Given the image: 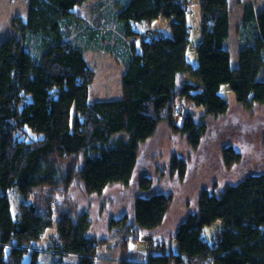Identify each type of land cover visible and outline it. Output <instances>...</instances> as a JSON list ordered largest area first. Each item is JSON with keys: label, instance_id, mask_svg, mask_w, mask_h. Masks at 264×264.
Returning <instances> with one entry per match:
<instances>
[{"label": "trees", "instance_id": "1", "mask_svg": "<svg viewBox=\"0 0 264 264\" xmlns=\"http://www.w3.org/2000/svg\"><path fill=\"white\" fill-rule=\"evenodd\" d=\"M85 1L26 0L25 17L16 15L13 35L0 41V264H37L38 252L29 248L53 224L55 211L31 200L37 188L66 187L77 176L88 193L101 192L110 182L127 184L139 143L155 133L162 119L185 133L192 148L197 146L206 127L189 111L179 126L173 122L177 97L203 107L206 114H223L229 104L220 88L228 83L245 108L264 104V76H259L264 70V5L257 12L253 4L244 3L237 29L243 45L232 66L224 43L230 30L227 0H199L201 35L193 67L186 62L190 28L185 0H118L113 38L109 31L103 35L76 18L74 7ZM158 17L169 21L170 33L144 38L135 26ZM100 38L113 39V47L123 54L122 95L91 104L92 74L83 53L98 46ZM109 45L104 48L111 49ZM182 71L193 81L179 86ZM119 132L127 136L115 140ZM78 153L84 154L79 168L58 166L63 157ZM222 159L228 169L240 158L227 145ZM173 160V168L183 177L182 161ZM138 185L145 194L134 200L135 223L151 230L164 221L171 197L148 193L152 184L147 176L140 177ZM12 189L22 197L16 211ZM197 204L196 212L187 214L173 235L176 252L162 248L141 260L122 257L119 264H187L193 257L203 259V264H264V172L251 173L218 192L203 188ZM217 219L224 226L207 241L202 229ZM58 221L57 240L49 242L53 247L49 252L75 254L78 264H96L102 256L99 242L88 235V211H62ZM127 222L125 215L110 218L111 225L126 231L120 247L124 253L129 240L137 238Z\"/></svg>", "mask_w": 264, "mask_h": 264}, {"label": "rangeland", "instance_id": "2", "mask_svg": "<svg viewBox=\"0 0 264 264\" xmlns=\"http://www.w3.org/2000/svg\"><path fill=\"white\" fill-rule=\"evenodd\" d=\"M188 2L187 21L190 28L189 42L186 46V62L192 66L197 65L196 46L200 41V6L199 0H185ZM118 0H86L73 9L78 20L84 26L97 28L99 33H109L111 38L116 36V27L113 14L117 12ZM246 2L253 4L254 10L258 12L264 5V0H227L230 22L229 35L225 40V46L230 51L231 65H237L238 53L243 45L237 29L242 15L243 5ZM108 6V7H104ZM191 7V9H190ZM27 8L26 0H0V41L4 37L13 35L14 23L12 20L16 15L25 17ZM241 12V13H240ZM105 13V14H104ZM240 14V15H239ZM160 19V26L158 20ZM154 21L137 23V31L144 37H148L150 28L163 34L170 33V27L163 30L167 19L160 17ZM17 23V21L15 22ZM151 24L150 26H148ZM167 26V22H166ZM147 27V29H145ZM107 31V32H106ZM111 32V33H110ZM152 32V31H151ZM83 37L79 33L75 34ZM99 39L98 46L84 49V57L89 66L92 79L88 85L89 103L97 101L115 100L122 95V73L125 70L123 54L118 53V47H113V39ZM123 40L129 41L127 37ZM137 41V38L135 39ZM80 41V40H79ZM135 41V42H136ZM134 42V40H133ZM108 43L111 49L104 48ZM113 47V48H112ZM122 47L119 46V49ZM264 69V68H263ZM264 76V70L259 75ZM184 81H193L190 73L182 71L177 76L179 86ZM220 93L226 98L228 107L223 114L209 115L204 112L203 107L191 106L186 101L176 98L173 109L172 120L178 126L183 120L184 113L189 111L195 116L198 123L206 127L204 134L197 146L192 148L187 141L186 134L174 128H170L166 119H162L153 135L139 143L136 166L132 172L133 176L127 184L121 182H110L106 187L97 193L85 192L78 176L68 186H57L50 188L42 186L36 189L31 200H35L40 208L50 206L54 211L53 224L44 229V234L33 246H38L37 264H78L79 256L75 254L58 255L49 252L53 249L49 245L51 237L58 235L57 225L60 213L70 211L76 214L79 211H88L90 227L88 235L99 242L100 259L96 264L104 261L106 264H116L122 257L126 259H144L148 253H155L162 248L177 251V244L173 235L180 222L186 219L187 214L197 210V200L201 189L218 192L229 184H236L240 179L251 173L264 172V104L254 103L245 108L242 103L235 100L234 93L230 90L229 84L221 85ZM183 108L182 117L175 113V107ZM74 116L72 108L71 120ZM126 137L127 134L119 132L114 135ZM230 145L239 153V158L228 169L224 166L222 149ZM84 154L78 153L65 156L58 162L63 170L72 165L79 168L82 164ZM180 159L183 164L184 176L173 168V158ZM172 165V166H171ZM147 176L151 181V188L148 193L161 192L170 195L169 209L165 214L164 221L154 229L138 228L134 218V200L137 196L144 195L138 185L140 177ZM146 191V192H147ZM10 199L13 203V211L18 209L22 203V197L18 191L12 189ZM127 218V228L135 229L132 234L137 238L129 240L127 252L121 251L122 238L126 231H122L118 224H110V218H119L121 215ZM126 226V225H125ZM222 220L205 225L202 229V237L212 241L216 234L223 228ZM133 231V230H132ZM123 233V234H122ZM46 246L48 251H39L40 246ZM125 247V249H126ZM99 254V255H100ZM31 251L24 254V260H29ZM108 258V259H107ZM208 263V262H207Z\"/></svg>", "mask_w": 264, "mask_h": 264}, {"label": "built area", "instance_id": "3", "mask_svg": "<svg viewBox=\"0 0 264 264\" xmlns=\"http://www.w3.org/2000/svg\"><path fill=\"white\" fill-rule=\"evenodd\" d=\"M186 2V1H185ZM187 5H188V2H187ZM152 33L149 32V35H151ZM175 113H176V116L179 115L182 117V113H183V108L180 106H176L175 107ZM205 263V261L203 259H200V257H193V258H188V261H187V264H203Z\"/></svg>", "mask_w": 264, "mask_h": 264}, {"label": "clouds", "instance_id": "4", "mask_svg": "<svg viewBox=\"0 0 264 264\" xmlns=\"http://www.w3.org/2000/svg\"><path fill=\"white\" fill-rule=\"evenodd\" d=\"M149 32H151L152 30H150V29H147ZM144 33V32H143ZM152 34L151 35H148V37H151V36H154V35H156L157 33H154L153 31L151 32ZM145 38V37H144ZM56 240H57V238H56V236L55 237H51V239H50V243H53V244H55V242H56ZM37 248H38V246H35L34 245V247H31V248H29L30 250H37ZM39 249H41V250H39L40 252L41 251H48V249L46 248V246H40V248Z\"/></svg>", "mask_w": 264, "mask_h": 264}, {"label": "crops", "instance_id": "5", "mask_svg": "<svg viewBox=\"0 0 264 264\" xmlns=\"http://www.w3.org/2000/svg\"><path fill=\"white\" fill-rule=\"evenodd\" d=\"M241 13V12H240ZM240 15V14H239ZM160 17H158L157 19H159ZM239 18H240V20H241V18H242V15H240L239 16ZM166 22H167V26H166ZM165 22V24H164V28H163V30H167L166 28L168 27V25H169V21H166ZM158 25L160 26V24L162 23V22H160V19L158 20ZM151 24H149L148 26H150ZM145 29H147V27L145 28ZM148 29H150V28H148ZM151 30V29H150ZM153 31V30H152ZM156 33L157 34H162V33H158V31H156ZM179 75V74H178ZM122 216H124V214L123 215H121L120 217H122ZM119 217V218H120ZM115 219H118V218H115ZM129 245V244H128ZM36 246V245H35ZM44 246V245H43ZM46 246V245H45ZM126 250H128V249H126ZM127 253H128V251H127ZM108 259V258H107ZM141 260V259H140ZM120 260H118V263H116V264H119L120 262H119ZM100 264H106L104 261H100Z\"/></svg>", "mask_w": 264, "mask_h": 264}]
</instances>
